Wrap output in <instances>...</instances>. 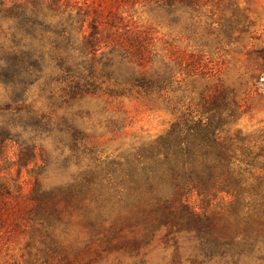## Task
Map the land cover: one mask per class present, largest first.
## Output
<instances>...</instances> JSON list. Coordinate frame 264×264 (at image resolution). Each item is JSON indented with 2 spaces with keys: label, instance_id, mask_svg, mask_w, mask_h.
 I'll list each match as a JSON object with an SVG mask.
<instances>
[{
  "label": "trees",
  "instance_id": "16d2710c",
  "mask_svg": "<svg viewBox=\"0 0 264 264\" xmlns=\"http://www.w3.org/2000/svg\"><path fill=\"white\" fill-rule=\"evenodd\" d=\"M206 1L0 0V85L10 94L6 106H0L5 114L0 120V207L7 205L12 189L21 192L26 172L28 214L36 226L31 243L39 252L29 250L28 264H45L62 253L54 230L74 224L87 238L75 247L77 258L101 251L138 255L162 232L166 240L193 237L205 258L264 257V129L244 133L236 127L247 111L221 71L198 110L179 115L155 140L103 161L96 160L98 150L84 146L83 155L93 156V162L59 187L44 186L47 153L35 136L26 138L21 117L27 112L29 125L35 121L28 93L47 77L65 84L63 92L73 98L92 94L99 81L114 82L118 96L167 89V74L146 68L153 55L149 34L126 19L123 10L151 6L173 21L182 15L192 21ZM213 2L208 36L219 52L237 49L247 39L260 41L261 47L253 43L247 54L263 61L264 69V41L251 9L241 0ZM125 65L141 70L131 72ZM69 129L82 141L78 131ZM13 146L15 161L7 153Z\"/></svg>",
  "mask_w": 264,
  "mask_h": 264
},
{
  "label": "rangeland",
  "instance_id": "374dc122",
  "mask_svg": "<svg viewBox=\"0 0 264 264\" xmlns=\"http://www.w3.org/2000/svg\"><path fill=\"white\" fill-rule=\"evenodd\" d=\"M213 1L207 0L192 21L189 15L173 21L151 6L135 5L123 10L126 19L149 34L153 55L146 68L167 74L169 81L163 91L147 94L135 89L118 96L114 93L120 90L114 82L103 84L99 81V88L92 94L73 98L63 92L65 84L49 77L30 89L27 105L35 121L29 125L27 112L21 117L27 124L26 138L35 136L39 148L47 153V168L42 175L45 187L63 186L80 176L94 158L83 155L84 146L98 150L96 160L103 161L117 158L165 134L179 115L198 110L202 97L213 92L217 70L221 71L226 86L237 89L245 105L247 112L236 127L244 133L264 129V85L257 84V76L264 82L263 61L247 54L251 44L261 47L260 41L247 39L237 49L226 48L219 52L214 38L208 36ZM241 2L251 9L255 30L264 41V0ZM123 67L135 73L141 70L133 65ZM9 95V91L0 85V106H6ZM4 116L0 112V120ZM69 127L81 134L82 141L75 140ZM7 153L8 159L16 160L14 146ZM39 163H42L41 159ZM10 172L13 174L11 184H14L16 167ZM21 182V192L12 189V196H7V205L0 207V264H28L29 250L33 255L39 253L38 246L31 243L36 226L28 214L32 204L28 201L31 183L26 172ZM191 202L196 203L197 198L192 197ZM54 233L64 250L45 264H264V257L253 254L241 258H205L196 250L193 237L183 234L166 240V232L160 233L138 255L101 251L100 254L83 253L77 258L75 247H82L87 239L80 228L75 224L62 226ZM36 240L39 242L40 239ZM64 255L69 257L67 261H63Z\"/></svg>",
  "mask_w": 264,
  "mask_h": 264
}]
</instances>
